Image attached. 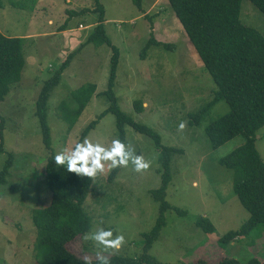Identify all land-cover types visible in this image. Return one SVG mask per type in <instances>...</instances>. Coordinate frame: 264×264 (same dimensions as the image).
I'll list each match as a JSON object with an SVG mask.
<instances>
[{
    "label": "rangeland",
    "instance_id": "rangeland-1",
    "mask_svg": "<svg viewBox=\"0 0 264 264\" xmlns=\"http://www.w3.org/2000/svg\"><path fill=\"white\" fill-rule=\"evenodd\" d=\"M101 3L107 36L120 53L114 87L119 105L137 122L155 129L164 146L180 150L171 160L172 179L166 199L184 213L166 212L167 224L149 254L164 264H196L199 259L215 263L225 257L242 263L257 257L264 262V226L223 248L218 243L219 238L240 229L249 219L234 192L233 171L220 162L244 139L237 136L218 148L210 145L206 127L229 112L225 101L214 104L199 123H191V117L213 99L217 85L168 0H143L141 9L133 0ZM89 8L92 0H0V31L6 36L27 38L21 80L0 102L4 121L2 125L0 118V144L4 147L0 171L9 153L14 156L8 183L0 185V264H37V233L32 218L35 209L51 201L45 171L52 152L70 151L94 120L98 122L87 134L88 140L110 148L112 141L119 139L116 118L107 112L110 100L105 94L111 73V46L86 43L97 25V14L73 13ZM240 18L264 36V14L250 0H242ZM151 31L173 49L156 45L145 49ZM71 55L49 99L51 151L42 139L36 101L44 82ZM86 83L95 84L96 92L70 127L63 117L65 109L77 108L72 93ZM136 100L144 102L141 113L135 110ZM181 121L186 125L183 132L178 130ZM126 138L127 146L149 161L150 168L136 172L130 163L121 167L112 180L113 168L105 163L103 174L93 180L84 204L92 225L87 234L98 228H112L114 235L124 236L125 244L118 251L101 249L86 241L85 235L79 236L67 246L82 258L141 256L145 234L158 219L160 206L152 192L162 181L161 152L151 137L130 126L126 127ZM257 148L264 159V127L258 132ZM202 216L215 225V233H205L197 226Z\"/></svg>",
    "mask_w": 264,
    "mask_h": 264
},
{
    "label": "trees",
    "instance_id": "trees-1",
    "mask_svg": "<svg viewBox=\"0 0 264 264\" xmlns=\"http://www.w3.org/2000/svg\"><path fill=\"white\" fill-rule=\"evenodd\" d=\"M250 1L264 14V0ZM133 2L138 8H142L143 0H133ZM168 2L192 47L217 85L213 99L191 117V123H199L214 104L225 101L229 106V112L214 119L206 127L210 145L218 148L237 136H242L244 139L241 146L220 160L224 167L233 171L234 192L249 213V219L240 229L231 230L219 238L218 243L221 247L228 246L237 238L250 234L259 226H264V159L257 148V135L264 127V36L256 28L242 22L240 18L242 0H168ZM89 9L73 13L80 15L92 11L97 14V25L88 36L86 43L111 46V73L105 94L110 100L107 112L112 113L116 118L118 137L127 145V126L151 137L161 152L162 164L161 185L152 192L160 206L159 216L152 230L145 234L142 255L113 254L106 259L109 264H164L151 256L149 250L167 224L166 212L175 210L184 213V210L173 206L166 199L172 179L171 160L180 150L164 146L161 135L155 129L137 122L119 105L114 92L119 49L112 46L107 36L105 8L101 0H92V9ZM26 39V37L6 36L0 31V102L8 95L11 86L21 80L26 66L24 54ZM151 45L173 49L171 44L157 40L153 31L145 49ZM145 52L144 50L143 53ZM70 58L72 55L54 71L51 78L44 82L36 101L35 113L40 123L42 139L51 151L53 149L51 127L48 122L49 99L59 85ZM96 89L95 84L86 83L73 91L72 96L77 108L74 111L65 109L63 115L70 127L75 125ZM134 104L137 113L144 111L142 100H136ZM0 118L3 125L1 115ZM97 122L98 120L92 121L83 130L79 142L86 138ZM0 152H4L2 144H0ZM54 155L52 152L48 157L45 171L46 186L51 193V201L47 206L37 208L33 212L32 220L37 233L35 259L37 264H83L85 258L70 251L67 244L91 230V219L84 209V204L93 180L80 177L55 165ZM13 166L14 156L9 153L0 171V185L8 183ZM120 170L121 167L113 169L110 179L113 180ZM197 226L205 233L216 232L215 225L204 216L197 220ZM88 260L91 264H101L100 259ZM196 264H264V262L257 257H252L243 263L236 258L225 257L215 263L199 259Z\"/></svg>",
    "mask_w": 264,
    "mask_h": 264
},
{
    "label": "clouds",
    "instance_id": "clouds-1",
    "mask_svg": "<svg viewBox=\"0 0 264 264\" xmlns=\"http://www.w3.org/2000/svg\"><path fill=\"white\" fill-rule=\"evenodd\" d=\"M186 125L181 121L178 130L183 132ZM53 162L57 166L63 167L68 172H74L80 177L95 180L102 175L105 163H110V167H128L131 163L134 171L142 172L150 168V162L143 159L142 155L135 154L120 139H114L111 147L106 148L100 143H93L87 138L76 143L70 150H60L53 157ZM112 228H98L90 234H85L86 241H92L101 249H112L118 251L124 244L125 238L122 234H115ZM101 264H109V261L101 256ZM83 264H91L87 258Z\"/></svg>",
    "mask_w": 264,
    "mask_h": 264
},
{
    "label": "crops",
    "instance_id": "crops-1",
    "mask_svg": "<svg viewBox=\"0 0 264 264\" xmlns=\"http://www.w3.org/2000/svg\"><path fill=\"white\" fill-rule=\"evenodd\" d=\"M157 2V1H156ZM153 5H155L156 3H152ZM106 21H107V19H106ZM95 23L97 24V21H95ZM91 26H94L93 24H91Z\"/></svg>",
    "mask_w": 264,
    "mask_h": 264
}]
</instances>
